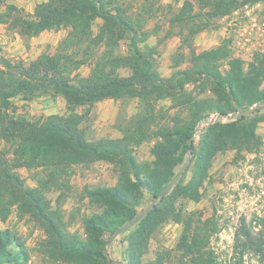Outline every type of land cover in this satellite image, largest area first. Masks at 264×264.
Segmentation results:
<instances>
[{
    "label": "trees",
    "instance_id": "trees-1",
    "mask_svg": "<svg viewBox=\"0 0 264 264\" xmlns=\"http://www.w3.org/2000/svg\"><path fill=\"white\" fill-rule=\"evenodd\" d=\"M262 1L197 0L202 9L208 6L218 16L228 15L240 2L246 5ZM192 9L191 3L185 1L175 20L185 21ZM97 19L103 23L94 33ZM0 25L24 39L61 28L69 30L55 55L42 54L28 64L0 57V221L5 222L15 207L20 215L30 217L43 228L45 254L65 264H112L104 254L108 243L104 237H114L133 226L135 229L127 238L126 264H144L142 258L152 234L163 224L174 222L183 225L176 249L181 259L185 258L189 264H217L199 235L191 231V215L178 207L177 201L180 196L192 202L199 200L200 188L218 153L251 152V147H257L256 129L261 119L251 118L252 113L228 123L217 118L214 124L201 128L198 146L196 140L192 141L191 152L188 142L202 119L241 113L264 104V56H256L245 69L243 62L230 53V41L228 45L192 55L193 69L212 79L213 97L187 99L183 104L185 115L171 127L159 129V140L151 149L153 161L142 165L136 162L133 152L147 139V126L154 120L152 101L166 89L171 93L182 92L180 78L189 79L192 71L161 79L155 70L156 51L140 47L146 35L117 0H48L38 4L32 15L7 5L0 13ZM123 41L128 42L126 56L116 53ZM75 47H84L86 57L94 60L89 63L86 77L74 74L88 61L78 60L68 52ZM221 60H227L225 75L215 68ZM119 69L129 70V75L120 76ZM45 96L62 97L67 114L35 119L15 114L14 99L31 102ZM126 97L142 100L145 107L136 121L122 131V137L88 140L83 125L90 108L104 100ZM81 107L88 109L78 113L76 109ZM188 159L189 164L194 160L192 174L182 187L184 173H176V169ZM97 162L116 166L118 182L113 187L86 191L89 202L101 211L84 221L85 239L81 240L63 228L59 210L51 209L46 192L52 182L72 167ZM21 168L39 170L46 177L38 179L36 187H27L16 173ZM176 177L179 179L170 187ZM144 191L153 201L139 213ZM256 224L258 233L246 230L240 241L244 250L262 261L264 219ZM164 260L160 253L155 264H166ZM28 261L29 254L22 241L10 231L0 230V264H28Z\"/></svg>",
    "mask_w": 264,
    "mask_h": 264
},
{
    "label": "rangeland",
    "instance_id": "rangeland-1",
    "mask_svg": "<svg viewBox=\"0 0 264 264\" xmlns=\"http://www.w3.org/2000/svg\"><path fill=\"white\" fill-rule=\"evenodd\" d=\"M47 1L0 0V13L5 11L7 5H14L26 15H32L38 4ZM117 1L124 5L142 33H145V42L140 47L156 51L155 70L161 79L168 80L175 73L192 71L189 79L180 78L182 92L171 93L166 89L152 101L154 110L151 113L154 120L147 126V139L133 152L136 162L143 165L153 161L151 149L159 140V129L171 127L175 120L185 115L183 104L187 99L213 97V81L193 69L192 55L228 45L226 43L230 41V53L243 62L245 69L255 61L256 56H264V50L246 54L237 52L235 47L236 41L250 28L252 19L264 21V1L246 5L240 2L226 16H218L208 6L202 9L197 0ZM185 1L190 2L193 9L190 16L179 23L175 18ZM102 23L101 19L94 22V33L98 32ZM193 30L197 33H193ZM68 32V29L61 28L24 39L17 32L0 25V57L28 64L42 54L55 55ZM127 46L128 42H121L116 53L126 56ZM68 52L78 60L88 59L86 65L74 72L80 77L88 76L89 63L94 60L86 57L85 48L75 47ZM258 64L261 65V62ZM215 68L221 75H225L228 70L227 60L217 62ZM118 74L128 76L129 70L119 69ZM13 105L16 115L28 119L67 114L65 101L60 96H45L31 102H23L17 98L13 100ZM144 107L142 100L129 97L98 102L90 108L88 120L83 125L84 132L90 141L120 139L122 131L136 121ZM87 109L88 107H81L76 111L84 113ZM251 109V118L261 119L256 129L258 146L251 147V152L227 150L218 153L212 161L208 178L200 188L199 200L192 202L180 196L177 201V206L191 215V231L199 235L205 250L212 254L217 264H264V254L261 261L252 252L244 250L240 241L246 230L251 229L254 235L257 234L259 228L256 223L264 219V104L255 105ZM230 121L231 118L223 119V123ZM207 126L208 124L201 125L200 128ZM199 133L200 131L198 135ZM197 146L198 139L196 148ZM193 163L194 160L191 164L185 162L176 169V173H184L181 178L182 187L190 180ZM16 173L30 188L37 186L38 179L46 177L44 172L25 168L17 169ZM118 177L116 166L97 162L90 166L72 167L66 175H61L52 182L46 198L52 210H59L63 228L69 234L85 239L84 221L101 211L98 206L89 202L86 191L113 187L117 184ZM143 194L138 207L139 213L145 211L153 201L149 193L144 191ZM134 229L135 226L114 237H104L108 241L104 250L107 259L126 264L127 238ZM0 230H8L22 241L29 254L28 264H65L45 254L43 245L46 237L43 228L30 217L20 215L15 207L10 210L5 222L0 221ZM182 233L183 225L179 223L167 222L160 226L148 242L147 251L142 258L144 264H155L160 253L165 256L166 264H189L185 258L181 259L180 252L176 250Z\"/></svg>",
    "mask_w": 264,
    "mask_h": 264
},
{
    "label": "built area",
    "instance_id": "built-area-1",
    "mask_svg": "<svg viewBox=\"0 0 264 264\" xmlns=\"http://www.w3.org/2000/svg\"><path fill=\"white\" fill-rule=\"evenodd\" d=\"M247 29L235 43L237 52L249 54L255 50H264V21L252 19Z\"/></svg>",
    "mask_w": 264,
    "mask_h": 264
},
{
    "label": "water",
    "instance_id": "water-1",
    "mask_svg": "<svg viewBox=\"0 0 264 264\" xmlns=\"http://www.w3.org/2000/svg\"><path fill=\"white\" fill-rule=\"evenodd\" d=\"M251 112H252V109H249L247 111H244V112H241V113H235V114H232V115H216V116H213V117H207V118L202 119L199 122V125L195 129V134L190 138V140L188 142V151L191 152V150H192L191 142L198 139V137H199L198 136V132L200 130V126L201 125H206V124L211 125V124H214L217 118H219V119H228V118H231L233 120H238V119H240L242 117H245V116L251 114ZM189 163H190V159L187 160L186 164H189ZM177 179H178V177H176L172 181L170 187H172L176 183ZM167 191H168V189L165 190V193ZM112 264H121V263L113 261Z\"/></svg>",
    "mask_w": 264,
    "mask_h": 264
},
{
    "label": "bare ground",
    "instance_id": "bare-ground-1",
    "mask_svg": "<svg viewBox=\"0 0 264 264\" xmlns=\"http://www.w3.org/2000/svg\"><path fill=\"white\" fill-rule=\"evenodd\" d=\"M201 129V128H200ZM200 131V130H199Z\"/></svg>",
    "mask_w": 264,
    "mask_h": 264
}]
</instances>
